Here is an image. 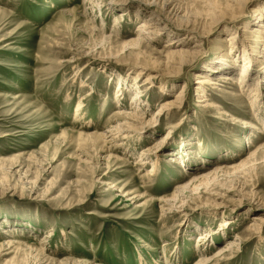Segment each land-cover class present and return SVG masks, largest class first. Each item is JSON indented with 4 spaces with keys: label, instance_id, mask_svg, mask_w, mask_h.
Masks as SVG:
<instances>
[{
    "label": "rangeland",
    "instance_id": "1",
    "mask_svg": "<svg viewBox=\"0 0 264 264\" xmlns=\"http://www.w3.org/2000/svg\"><path fill=\"white\" fill-rule=\"evenodd\" d=\"M259 12L264 0H0V264H194L231 241L211 264H264V148L246 159L264 146V84L238 80L240 37L264 42ZM141 22L154 39L131 45ZM120 124L107 143L86 136Z\"/></svg>",
    "mask_w": 264,
    "mask_h": 264
},
{
    "label": "bare ground",
    "instance_id": "2",
    "mask_svg": "<svg viewBox=\"0 0 264 264\" xmlns=\"http://www.w3.org/2000/svg\"><path fill=\"white\" fill-rule=\"evenodd\" d=\"M89 0H86V2H88ZM92 2H93V0H91ZM85 12V11H84ZM257 15H258V17L256 18V20H257V24H256V26H258V27H256V28H258V29H261L263 26H264V22L263 23H259L260 22V19L262 18V13L261 12H259V13H256ZM120 22V20H118V21H116L115 23L117 24V23H119ZM262 22V21H261ZM139 27L140 28H138L137 30H136V32H137V36H136V38L135 39H133V40H131V41H129L130 42V44L131 45H137V46H139V45H141L142 43H145V42H147L148 40H153L154 38H153V35L155 34V31L154 30H152V29H149V26L147 25V24H145V23H143V22H141L140 24H139ZM241 29V28H240ZM236 33V32H235ZM239 36V35H238ZM234 37L231 35L230 37H229V40H232ZM242 39V36L240 37V39H239V47L242 49V66H241V68H240V76H239V78H238V80H239V82L240 83H244L245 85H248V83H249V80H251L250 78L252 77V76H250L251 75V72L254 70V71H256L257 72V75H260V77L259 76H256V77H259L260 79V81H261V83H263L264 84V72H260L261 70L262 71H264V42L262 43V44H259L260 46H254V47H258L257 49H254V47H251V46H248V45H246V44H242L241 42H240V40ZM262 39L263 38H260L259 39V42L260 41H262ZM238 40V39H237ZM171 43V42H170ZM172 45V44H171ZM136 46V47H137ZM232 47H233V45H231ZM135 47V48H136ZM238 47V48H239ZM139 48V47H138ZM237 48V46H236V50L238 49ZM137 49V48H136ZM234 50V49H233ZM233 50H232V48H231V50H230V52H233ZM235 50V51H236ZM239 51V50H238ZM166 55L168 56V62H170V63H172V64H176V66H180V65H182L186 60V58H184V55L182 54V56H181V59H177L176 57H177V55H178V52L177 51H169V52H167L166 53ZM234 56V55H233ZM175 58H176V61H174L175 60ZM238 59L239 58H233L232 60H225V61H223V63H221L224 67H226L227 66V68H230L229 66L231 65L232 67V69H235V67H236V65H237V62H238ZM178 60V61H177ZM261 60H262V62H261ZM225 62V63H224ZM229 64H228V63ZM260 64L259 65V67L257 66V64ZM154 65V64H153ZM175 66V67H176ZM238 66V65H237ZM255 66H257L256 68H255ZM141 69H146V68H148V67H143V66H141L140 67ZM236 70H237V68H236ZM232 71V70H231ZM140 74H141V72H139ZM156 77V75L155 74H149L148 76H147V79L146 80H153L154 78ZM246 77H248L247 79H245ZM225 79H230L229 77H225ZM258 80V81H259ZM206 82H207V80H206ZM260 83V82H259ZM205 84L206 83H204L203 81H200V84L198 85L199 87L197 88L199 91H200V93H198V96H199V98H203L204 97V94H202V91L204 90V88H205ZM208 85H219V84H217L216 82H209V84ZM136 89H140L141 88V86H139V84L138 85H136V87H135ZM124 88L123 87H121V86H119L118 88H117V90H116V95H115V98L117 99V102H119V98L122 96L123 97V94H124V90H123ZM255 90H257V89H254V91ZM256 92V91H255ZM139 93H141V91L139 90V91H137L135 94H139ZM252 96L254 97V99L256 100V98H255V93L254 94H252ZM257 97V96H256ZM134 98V104H135V107H139L140 106V104L141 103H137V101H139L140 100V97H138L137 95H133V97H132V99ZM202 101H204V99H202ZM257 106V105H256ZM82 109V107H81V104L79 103V104H77L76 106H75V109H74V113L77 115L78 113H79V111ZM124 112V111H123ZM122 112V113H123ZM124 114H126L125 115V117L126 118H128V119H130V120H132V121H135V120H137V118H136V116L134 115V114H132V116H130L131 115V113L130 112H124ZM239 122V121H238ZM242 125H248V122H246V121H241L240 122ZM125 124V123H124ZM250 125V124H249ZM254 129H258V127L257 126H255V125H251ZM113 127V128H112ZM124 131V128H123V125H114V126H110L109 127V129L107 130V131H104V132H101V133H99V134H94V133H92L94 136H89L90 134H86V136H87V138L88 137H95V139H99L100 138V140H104L106 143H107V140H114L115 139V134H117L118 136L119 135H122V132ZM79 135H82V133L80 132V134ZM84 135V134H83ZM124 137H125V135H124ZM109 138V139H108ZM247 140H249V138L247 139ZM111 144V143H110ZM116 146V145H115ZM103 148V147H102ZM184 148V147H183ZM262 148H264V146H259V147H256L255 148V150L254 151H250V152H248V154L246 155L247 157H246V159H248V161H255L256 160V158H257V154L259 153V151L262 149ZM115 149V148H114ZM147 150H148V148H147ZM184 150V152H186V154H187V151L188 150H186V149H183ZM183 152V153H184ZM142 153V152H141ZM143 153H146V152H143ZM262 156V155H261ZM110 157H112V155L111 154H109L108 155V157L107 158H110ZM152 157L153 156H151L150 154H144V158H142L141 160H139L141 163L139 164L140 165V167L141 166H143L144 164H146V163H149V161H152V163L154 164V161H153V159H152ZM264 158V156H262V159ZM243 160H245V159H243ZM223 168H226V167H224V166H222L221 168H215L212 172L210 171V172H208L207 174H204V175H201V176H199V177H197V178H195L194 179V181H199V180H203V179H205V178H207L209 175H211V174H216V173H218V172H220ZM152 170L150 169V171L149 172H151ZM148 175H150V174H147V172H146V174L144 175V176H148ZM193 182V181H192ZM191 184V183H190ZM188 186H189V184H187V185H185V186H180V187H178V189H177V191H175L176 192V195H175V197L176 198H180L181 197V195H184V193H185V189H187L188 188ZM195 186V185H194ZM197 191V190H196ZM120 193H123V195H129V193H124L123 191H119ZM158 201H160V202H162L164 205H168V207H166V208H163L162 209V211L163 212H166V211H168V212H172V211H175V208H177V206H176V204H175V200H168V198L166 197V198H160V199H158ZM172 203V204H171ZM179 207V206H178ZM255 220H257V218H255ZM227 221H224V223H226ZM197 241H198V244H196L197 245V247L198 246H200L201 247V245H203V244H205L207 241H209V238H208V236L205 234V233H200V234H198L197 236ZM16 243H17V241L15 240V241H11L10 239H8L7 241H5V242H3V243H1V245H3V246H5V247H10V246H16ZM233 241H231V242H228L227 243V245H225L224 247H222V248H219L217 251H216V253H214L213 255H208L207 253V250H204V249H201V248H199V249H196V252H197V254H199L200 256H199V258L197 259V261L194 263V264H211V263H213L214 261H215V259H218V258H224L226 255V253L227 252H229V251H231V249L233 248ZM167 244L165 243L164 244V246L163 247H165ZM163 257V256H162ZM231 258V256L229 257V258H227V259H230Z\"/></svg>",
    "mask_w": 264,
    "mask_h": 264
}]
</instances>
